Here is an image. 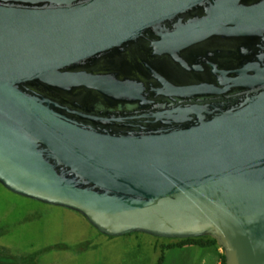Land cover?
Segmentation results:
<instances>
[{
  "label": "water",
  "instance_id": "obj_1",
  "mask_svg": "<svg viewBox=\"0 0 264 264\" xmlns=\"http://www.w3.org/2000/svg\"><path fill=\"white\" fill-rule=\"evenodd\" d=\"M0 184L264 264V0H0Z\"/></svg>",
  "mask_w": 264,
  "mask_h": 264
},
{
  "label": "rangeland",
  "instance_id": "obj_2",
  "mask_svg": "<svg viewBox=\"0 0 264 264\" xmlns=\"http://www.w3.org/2000/svg\"><path fill=\"white\" fill-rule=\"evenodd\" d=\"M66 211L0 184V264H158L161 257L163 264H206L213 254L200 246L166 249L181 239L145 233L111 238Z\"/></svg>",
  "mask_w": 264,
  "mask_h": 264
},
{
  "label": "trees",
  "instance_id": "obj_3",
  "mask_svg": "<svg viewBox=\"0 0 264 264\" xmlns=\"http://www.w3.org/2000/svg\"><path fill=\"white\" fill-rule=\"evenodd\" d=\"M200 246L203 248L218 246L217 242L211 237H201V238H190V239H181V242L176 245H168L166 249H172L176 247H184V246ZM163 257L160 258L158 264H163ZM222 264H226L225 256L222 257Z\"/></svg>",
  "mask_w": 264,
  "mask_h": 264
},
{
  "label": "crops",
  "instance_id": "obj_4",
  "mask_svg": "<svg viewBox=\"0 0 264 264\" xmlns=\"http://www.w3.org/2000/svg\"><path fill=\"white\" fill-rule=\"evenodd\" d=\"M3 186V185H2ZM3 188H5L4 186H3ZM6 190H8V189H6ZM9 191V190H8ZM9 192H11V191H9ZM13 193V192H12ZM14 194V193H13ZM17 195V194H16ZM19 196V195H18ZM23 198H25V197H23ZM26 199H28V198H26ZM28 200H32V199H28ZM32 201H35V200H32ZM38 202V201H37ZM39 203H41V202H39ZM41 204H44V203H41ZM47 205V204H46ZM72 212H74V211H72ZM71 212V210L70 211H68V209H67V211H66V214H73L76 218H78L79 220H81V222L83 223V225H84V227H85V229L87 230L88 228H89V225L88 224H90L88 221H87V219L85 218V217H83L81 214H79V213H77V212H75V213H77V214H75V213H72ZM80 216H82V217H80ZM87 222V223H86ZM206 249H212L213 250V254L212 255H210L209 256V258L207 259V261H206V264H222V256H223V254H224V251H223V249H221L219 246H211V247H206Z\"/></svg>",
  "mask_w": 264,
  "mask_h": 264
}]
</instances>
